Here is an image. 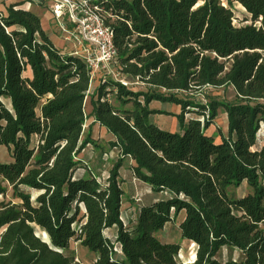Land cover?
Listing matches in <instances>:
<instances>
[{"label":"trees","instance_id":"obj_1","mask_svg":"<svg viewBox=\"0 0 264 264\" xmlns=\"http://www.w3.org/2000/svg\"><path fill=\"white\" fill-rule=\"evenodd\" d=\"M226 1L101 0L119 71L146 90L103 79L88 117L86 59L57 48L23 2L4 4L0 146L11 159H0V264H78L73 241L94 254L93 264H264V0H237L250 15L242 25L234 23V0ZM226 86L234 101H192L194 92ZM153 101L180 106L173 113L180 131L151 121L167 113ZM221 108L228 135L220 131L217 140L208 129ZM86 118L89 131L105 127L120 152L105 183L80 156L96 144L91 132L82 134ZM126 159L139 181L167 195L143 203L127 226L120 218ZM244 182L246 194H229ZM181 212V238L197 247L191 262L178 261L180 242L159 237ZM112 227L114 236L106 232ZM224 247L242 257L221 261Z\"/></svg>","mask_w":264,"mask_h":264},{"label":"rangeland","instance_id":"obj_2","mask_svg":"<svg viewBox=\"0 0 264 264\" xmlns=\"http://www.w3.org/2000/svg\"><path fill=\"white\" fill-rule=\"evenodd\" d=\"M11 0H0V9H4V4L9 3ZM35 5H40L44 8V4L38 3L34 0L31 1ZM226 4L227 1L225 0ZM202 1H199L197 5H200ZM235 14L237 15L236 23L245 24L249 23L250 21L246 20L249 16H246V12H244L237 2L234 0L232 5ZM249 19V18H248ZM52 29L57 30V26L51 24ZM60 34V33H59ZM119 67L117 61H114L110 65V73L104 71L102 74L103 76H97L93 81L88 96L86 97L85 101V112L87 114L91 111L90 105V95L95 90V88L99 85V83L103 79H123L130 83V87L135 90H146V85L144 83H136L135 78L131 76H123L118 73ZM116 76V77H115ZM117 78V79H116ZM182 97L190 96L184 92L179 93ZM192 96V101L198 103H207L210 102L212 99H218L222 101H234L236 98V91L233 86H226V87H207L202 92H194ZM150 106L158 108L163 111H167V113L162 114H154L151 118V121L158 125L160 128L170 131H180V126L177 122V119L173 113L180 112V107L173 105L169 102H159L153 101L151 102ZM194 112L186 115L188 119L190 116H195ZM92 119L88 118L86 131L87 135L89 132L92 133V137L96 144L89 143L87 148L82 151L80 156L84 159V161L92 166L99 176L101 180L106 179L109 175L110 170L112 169L113 163L117 161L119 158L120 152L116 147L111 145V142L114 141V137L109 135L104 129L100 128L97 124H93L91 130L89 131V125ZM209 132L213 133L214 137H218L222 132L224 135H228V124H227V115L224 112V109L219 110V115L216 118L215 124L211 125L208 129ZM221 131V132H220ZM261 138H263V131H260ZM0 159L4 161H10L11 156L8 149L5 146H0ZM133 162L129 159H126L124 162L123 167L120 169V184L124 190V196L122 198V211L125 217H127V221L135 222V218L138 215V208L143 203H148V199L151 197L150 188L148 185L138 181H134V174L131 169V165ZM82 169H79L78 172H82ZM250 190L247 182H244L238 188L229 187L228 192L232 196H240L246 194ZM162 196L167 197L166 194H161ZM141 197V201H137L136 198ZM0 199L2 196L0 195ZM18 201V200H15ZM184 216V212H181L179 216L176 218L175 221L169 222L165 228L159 233V237L163 242H180L181 243V250L178 255V261L181 262H190L193 259V253L196 251V246L187 239L181 238V231L179 228V224ZM128 221V222H129ZM1 232V231H0ZM38 232L40 230L38 229ZM71 249L74 250L76 261H79L78 264H93L94 262V254L89 252L86 248L81 246V244L77 241H73L71 243ZM196 253V252H195ZM242 257V252L238 249H230L224 247L220 253L218 254V258L225 262L231 259L239 260Z\"/></svg>","mask_w":264,"mask_h":264},{"label":"built area","instance_id":"obj_3","mask_svg":"<svg viewBox=\"0 0 264 264\" xmlns=\"http://www.w3.org/2000/svg\"><path fill=\"white\" fill-rule=\"evenodd\" d=\"M34 1L46 4L51 24L57 26L58 32L64 37L65 41H74L76 49L72 54L86 59L90 69V85H92L97 76H103L102 73L104 71L110 73V65L116 61L117 51L112 29L106 23L107 15L101 6V0ZM221 1L222 4L226 5L225 0ZM236 21L237 17L234 19L235 24H237ZM118 73L121 74L120 71ZM117 80L125 85H130L126 80ZM134 80L136 83H142L139 78H135ZM85 116L88 117L86 112ZM201 119L202 121L204 120L203 117ZM87 121L88 118H86L83 127V136L87 135L85 129ZM98 180L105 183V179L101 180L99 176ZM134 181H138L135 176ZM136 200L141 201V197H137ZM120 218L125 226L129 225V220L127 221V217H125L123 211L121 212ZM114 250L120 254L122 252L121 245L117 243Z\"/></svg>","mask_w":264,"mask_h":264},{"label":"crops","instance_id":"obj_4","mask_svg":"<svg viewBox=\"0 0 264 264\" xmlns=\"http://www.w3.org/2000/svg\"><path fill=\"white\" fill-rule=\"evenodd\" d=\"M23 2V5L22 7L23 8H26V9H29V10H32L33 12H35L40 18H41V21H42V25H43V28L47 31L48 35L50 36L52 42L55 44V46L57 48H59L61 51H63L64 53H73V51L76 49V45L74 43V41H65L64 37L59 34H57L56 30H53L52 29V25H51V22L49 20V12H48V9L46 8V4H44V8H42L40 5H35L33 4L31 1L32 0H11L9 1V3L11 2ZM238 2V1H237ZM239 3V2H238ZM8 4V3H6ZM240 4V3H239ZM242 10L244 12H246V16H250L249 13L246 11V9L240 4ZM52 26V27H51ZM175 105V104H173ZM176 106H179V105H176ZM180 107V106H179ZM151 108L153 109H158V108H155V107H152ZM181 109V108H180ZM91 110H92V107H91ZM181 111V110H180ZM91 112V111H90ZM176 113H179V112H176ZM154 115V114H153ZM152 115V116H153ZM227 115V114H226ZM151 116V118H152ZM176 117V116H175ZM177 119V118H176ZM178 122V120H177ZM97 124V123H96ZM227 124H228V118H227ZM100 128L104 129L109 135H111L112 137H114L111 133H109L107 131V129L99 124H97ZM211 133V132H210ZM212 134V133H211ZM217 140L220 139V136H218L216 138ZM134 164V162H133ZM141 182V181H140ZM145 184V183H144ZM147 185V184H146ZM150 188V187H149ZM150 192H151V197L148 199V201H152V200H156L160 197H163L161 194H156L152 191V189L150 188ZM184 217V216H183ZM183 219V218H182ZM116 228L115 227H112V228H109L106 230V232L111 235V236H114L116 234Z\"/></svg>","mask_w":264,"mask_h":264},{"label":"bare ground","instance_id":"obj_5","mask_svg":"<svg viewBox=\"0 0 264 264\" xmlns=\"http://www.w3.org/2000/svg\"><path fill=\"white\" fill-rule=\"evenodd\" d=\"M37 234H39V235H41L43 238L47 239V236H46V234H45L43 231H40V232L37 231ZM191 242L196 246V244H195L194 241H191ZM195 252H196V251H195ZM195 252L193 253V259H192L191 261H193V260L195 259ZM191 261H190V262H191Z\"/></svg>","mask_w":264,"mask_h":264},{"label":"water","instance_id":"obj_6","mask_svg":"<svg viewBox=\"0 0 264 264\" xmlns=\"http://www.w3.org/2000/svg\"><path fill=\"white\" fill-rule=\"evenodd\" d=\"M45 233V232H44ZM46 234V233H45ZM47 236V235H46Z\"/></svg>","mask_w":264,"mask_h":264}]
</instances>
